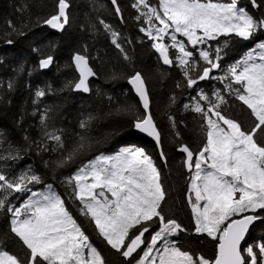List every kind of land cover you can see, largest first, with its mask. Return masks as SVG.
<instances>
[{
  "label": "snow or ice",
  "instance_id": "obj_1",
  "mask_svg": "<svg viewBox=\"0 0 264 264\" xmlns=\"http://www.w3.org/2000/svg\"><path fill=\"white\" fill-rule=\"evenodd\" d=\"M111 2L117 4V0ZM251 4L254 8L261 6L258 0H251ZM132 6L140 13L136 19L145 25L140 27V32L151 41V48L164 65L180 69L184 86L196 90L200 81H228L225 87L255 118L253 126L246 130L225 115L221 106L227 101L219 90L213 92V99L200 88L191 97L194 103L185 105L205 122L201 129L205 141L196 150L187 144H181L178 149L186 154L184 165L190 173L187 199L194 232L215 242V255L208 258L182 247L179 236L187 229L164 215L162 204L166 192L161 172L142 147L125 146L113 154L101 153L81 162L63 182L71 187V197L79 202L81 215L94 223L98 235L128 264H264V242L246 246L250 231L264 226V144L257 140L258 132L264 134V40H258L243 57L224 67L223 76L213 75L215 69L222 68L220 61L231 40H255L264 33V15L257 18L240 6L239 0H158L156 6L149 0H136ZM69 7V0H57L56 13L44 19L43 24L63 32L69 24ZM115 10L120 12L118 6ZM8 26L19 36L26 35L27 23L22 22L18 27L9 21ZM104 28L110 31L109 25L104 24ZM118 35L111 31V43L125 61L131 62L132 58L118 42ZM221 37L224 38L222 45L219 44ZM210 41H216L217 46L213 48ZM5 43L12 45L14 41L7 39ZM33 51L39 52V49ZM87 52V45L72 52L71 64L66 66L74 67L78 76L66 81L61 90L92 91L90 78L98 74L90 66L91 57ZM54 63L53 55L42 54L38 68L49 69ZM107 79H125L131 86L144 114L131 113L128 107L117 111L131 113L129 127L151 137L159 148L161 133L150 112L144 75L139 71L128 75L113 71ZM7 88L14 90L15 81L9 80ZM53 91L51 84L38 87L32 103H39ZM112 99L108 97L109 102ZM170 100L174 103L175 96ZM52 111L46 106L39 113L41 139L32 143L36 144L37 155L59 152L60 158L53 162L55 168H66L76 164L89 147L88 129L94 117L89 115L79 122L81 131L74 134L69 144L63 129L49 130ZM22 119L21 116L16 121L17 125ZM173 128L176 129L174 122ZM180 135L175 130V136L180 138ZM49 141L54 142L51 148ZM160 157L167 162L162 150ZM21 158L19 150L15 154L11 151L8 155L0 154V161ZM43 163L49 168V161ZM36 185H43L44 190H33ZM0 194V212L10 217L7 231L0 235V264H106L104 256L66 207L65 200L52 184H44L43 177L30 166L18 175H10L0 167ZM10 196L27 198L16 205ZM9 239L21 242L22 256L8 249Z\"/></svg>",
  "mask_w": 264,
  "mask_h": 264
},
{
  "label": "trees",
  "instance_id": "obj_2",
  "mask_svg": "<svg viewBox=\"0 0 264 264\" xmlns=\"http://www.w3.org/2000/svg\"><path fill=\"white\" fill-rule=\"evenodd\" d=\"M135 2L136 0H117L119 15L110 0H69V24L60 32L43 24L44 19L56 13L57 0H0V133H3L0 137V154L8 155L10 151L15 154L19 150L22 157L17 161H0V167L10 175H18L30 166L36 174L43 177L44 184H52L58 189L66 207L104 256L106 264H128L125 258L112 250L98 235L94 223L81 215L79 202L72 199V189L63 181L81 162H87L101 153L112 154L125 146L142 147L152 156L161 172L166 192V199L162 204L164 215L176 219L187 229L179 236L182 247L213 258L215 242L194 232V221L187 199L190 173L184 165L186 154L178 150L181 144H187L196 150L205 141V134L201 130L205 122L198 113L186 109L185 105L194 103L191 97L200 88L211 93L213 90H220L227 101L221 106L225 115L240 122L246 130L253 126L255 118L251 115V110L236 99L234 93L227 91L220 80L200 81L196 90L184 86L180 69L164 65L158 59V53L151 48V41L140 32V27L145 25L136 19L140 13L132 6ZM149 2L153 6L158 4V0ZM239 3L257 18L264 15V0H258L261 5L259 8H254L251 0H239ZM9 21L18 27L22 22L27 23L28 27L24 29L26 35L19 36L12 32L8 26ZM100 21L109 25L110 31H106ZM111 31L119 34L118 42L132 58L131 62L125 61L123 54L111 43ZM7 39H12L14 43H5ZM258 40H264V33L259 34L255 40H231L220 61L222 68L243 57L255 47ZM223 42L224 38L221 37L219 44L222 45ZM209 44L213 48L217 46L216 41H210ZM83 45H87L91 65L98 74L90 81L92 91L89 95L70 89L61 90L66 81L75 80L78 76L74 67L66 65L71 64L72 52L82 50ZM33 49H39V52ZM42 54L55 57V63L49 69L38 68V60ZM203 63L200 61L201 65ZM113 71L123 72L125 75L139 71L144 75L151 101V114L162 136L166 163L152 140L129 127L131 113L143 115L144 110L125 79H107ZM220 73L224 74L223 70ZM9 80L15 81L12 91L7 88ZM48 84L55 91L50 92L39 103L33 104L35 90ZM177 84L182 86L177 87ZM173 96L174 103L170 100ZM108 97L113 98L111 102ZM46 106L53 109L52 119L48 122L49 130L63 129L69 144L75 138L74 134L81 131L79 122L89 115L94 117L88 129L91 143L78 157L76 164L55 168L53 162L60 158L59 152H41L37 155L36 144L32 141L41 139L39 113ZM121 107L130 108L131 113L117 111ZM33 112L37 114L33 115ZM21 116L22 122L17 125L16 121ZM173 122L175 130L181 134L180 138L175 136ZM25 136L28 140L24 139ZM257 140L264 144V134L258 132ZM53 143L48 142L49 148ZM45 160L49 161V168L44 167ZM42 187L44 186L36 185L33 190ZM26 198L9 197L16 205ZM9 218V214L0 212V235L7 231ZM155 227L153 225V229ZM145 235L149 236L148 233ZM261 242H264V226H257L249 234L246 246ZM8 249L17 255H23V246L18 240L9 239Z\"/></svg>",
  "mask_w": 264,
  "mask_h": 264
},
{
  "label": "rangeland",
  "instance_id": "obj_3",
  "mask_svg": "<svg viewBox=\"0 0 264 264\" xmlns=\"http://www.w3.org/2000/svg\"><path fill=\"white\" fill-rule=\"evenodd\" d=\"M200 47H203V45H201ZM223 70V68H221V69H215L214 71H216L215 73H213V75H215V76H217V77H219V76H223L224 74H222L221 75V73H220V71H222ZM228 83V81H223L222 82V85L223 86H225L226 84ZM234 87H236L235 85H234ZM225 89L228 91L229 89L228 88H226L225 87ZM214 91H216V90H213V92ZM220 91V90H219ZM205 92V91H204ZM213 92L211 93L210 91H206L205 93H207L210 97H212L213 99H214V97L212 96V94H213ZM213 119H215V117H213ZM237 121V120H236ZM238 122V121H237ZM240 123V122H239ZM113 154V153H112ZM53 188L55 189V191L57 192V193H59L60 194V192L58 191V189L55 187V186H53ZM38 190H40V191H43L44 190V187H42V188H40V189H38ZM61 195V194H60ZM62 197V196H61ZM63 198V197H62ZM83 230V229H82Z\"/></svg>",
  "mask_w": 264,
  "mask_h": 264
},
{
  "label": "water",
  "instance_id": "obj_4",
  "mask_svg": "<svg viewBox=\"0 0 264 264\" xmlns=\"http://www.w3.org/2000/svg\"><path fill=\"white\" fill-rule=\"evenodd\" d=\"M110 2H111V0H110ZM112 3V2H111ZM114 7L116 8L117 7V4L116 5H114ZM119 15H120V12L118 13ZM44 26H47V25H44ZM47 27H49V26H47ZM50 28V27H49ZM54 30V29H53ZM78 74V73H77ZM95 78V77H94ZM93 78H90V81L92 80ZM130 86V85H129ZM131 87V86H130ZM148 88V87H147ZM76 92V91H75ZM134 92V91H133ZM78 93H82V92H78ZM83 94H85V95H89L90 93H83ZM134 94H135V92H134ZM136 95V94H135ZM138 99H139V97L138 96H136ZM150 98V97H149ZM151 101H150V112H151ZM158 128V127H157ZM159 130V129H158ZM139 133V132H138ZM139 134H141V135H143V136H145V137H147V138H149L150 140H152L154 143H155V141L151 138V137H149V136H147L146 134H143V133H139ZM156 144V143H155ZM158 148V147H157ZM158 150L159 151H161L162 150V144L160 145V147L158 148ZM252 231V230H251ZM251 231H250V233H251ZM249 233V234H250ZM249 234H248V236H247V239H248V237H249ZM247 239H246V241H247Z\"/></svg>",
  "mask_w": 264,
  "mask_h": 264
},
{
  "label": "bare ground",
  "instance_id": "obj_5",
  "mask_svg": "<svg viewBox=\"0 0 264 264\" xmlns=\"http://www.w3.org/2000/svg\"><path fill=\"white\" fill-rule=\"evenodd\" d=\"M118 4V3H117ZM118 6V5H117ZM119 7V6H118ZM90 66H92L91 65V62H90ZM91 93V92H90ZM161 144H162V136H161ZM162 151H163V148H162ZM160 152V151H159ZM164 161V160H163ZM165 162V161H164Z\"/></svg>",
  "mask_w": 264,
  "mask_h": 264
}]
</instances>
